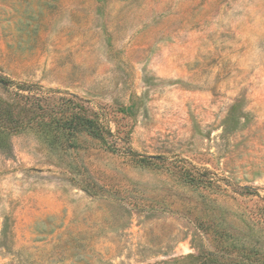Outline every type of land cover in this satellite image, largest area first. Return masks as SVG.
<instances>
[{
    "label": "rangeland",
    "instance_id": "rangeland-1",
    "mask_svg": "<svg viewBox=\"0 0 264 264\" xmlns=\"http://www.w3.org/2000/svg\"><path fill=\"white\" fill-rule=\"evenodd\" d=\"M61 103L110 134L3 136L0 264H264V0H0V106Z\"/></svg>",
    "mask_w": 264,
    "mask_h": 264
},
{
    "label": "trees",
    "instance_id": "trees-1",
    "mask_svg": "<svg viewBox=\"0 0 264 264\" xmlns=\"http://www.w3.org/2000/svg\"><path fill=\"white\" fill-rule=\"evenodd\" d=\"M20 98L26 101L36 100L34 97L22 96L16 93ZM69 102V101H68ZM64 103L58 106V109L46 112L36 111L29 116L20 117L16 112L18 107L9 108L7 105L0 106V148H4L3 136L9 133H18L26 128H36L40 134L47 138L57 137L60 133L67 137L73 136L79 132H88L93 138L106 143V137L110 134L109 129L102 125L98 118L89 117L82 110H69L68 107H62ZM69 142V141H68ZM58 146L67 147V145ZM70 146V145H68ZM109 151L114 148L109 145L106 147ZM127 156L135 159L138 157L136 153L129 150ZM139 162H148L145 158H138Z\"/></svg>",
    "mask_w": 264,
    "mask_h": 264
}]
</instances>
